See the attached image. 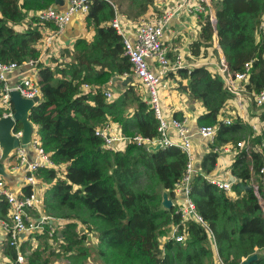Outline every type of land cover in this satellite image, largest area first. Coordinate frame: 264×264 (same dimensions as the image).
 <instances>
[{
	"label": "trees",
	"instance_id": "16d2710c",
	"mask_svg": "<svg viewBox=\"0 0 264 264\" xmlns=\"http://www.w3.org/2000/svg\"><path fill=\"white\" fill-rule=\"evenodd\" d=\"M211 1L219 44L230 71H243L245 64L253 61L243 96L256 105L254 95L264 90V39L258 30L264 18V0ZM54 3L55 0H0V63L21 65L40 59L44 30L55 27L41 25L36 17L22 31L15 26L30 13L36 15ZM154 3L155 0H128V10H123L118 0H95L86 16L87 27L95 31L93 41L81 38L72 48L64 46V59L53 58L54 66L39 64L43 100L32 110L30 121L42 148L57 166L37 173L49 185L43 195L42 213L54 219L55 232L51 237V225H46L43 233L27 236L21 251L31 264H50L44 254L58 235L61 246L66 243L64 252L72 264H213L216 256L224 264H243L244 259L255 254L257 259L248 264H264L262 192L254 182L262 156L256 150L237 147L242 140L241 115L235 96L219 71V58L212 68L203 65L176 74L187 80L180 91L206 109L197 121L198 128L220 127L212 150L202 162L201 174L191 184V199L208 228L189 219L180 226L185 242L168 239L163 243V237L171 235L173 227L182 220L178 206L172 210L162 207V191L175 200L177 184L186 171L188 157L182 150L171 147L149 152L134 143L112 150L105 148L95 135L96 129L109 120L121 125L128 137L155 139L159 135L155 110L133 82L120 97L110 101L99 90H81L83 84L100 88L117 76L133 75L123 39L110 23L117 11L129 19L139 18ZM214 34L213 22L204 19L202 41L192 45L194 56H200L203 46L213 48ZM213 53L217 54L215 50ZM230 101L235 107L232 113L226 110ZM4 112L0 106L1 118ZM225 112L231 125L223 123L221 115ZM20 128L18 125L17 130ZM262 138L254 136V144H261ZM230 143L237 147L231 168L238 180L232 188L237 198L211 185L203 176L217 166L219 154L214 152L215 146ZM30 194L31 186L23 185L21 195ZM10 209V204L0 199V218H8ZM61 220L66 224H61ZM90 232L98 239L94 254L82 246ZM35 235L39 246L27 256L25 248L33 247ZM8 254L14 260L17 251L11 247ZM88 259L93 263H88Z\"/></svg>",
	"mask_w": 264,
	"mask_h": 264
},
{
	"label": "built area",
	"instance_id": "2783aa9c",
	"mask_svg": "<svg viewBox=\"0 0 264 264\" xmlns=\"http://www.w3.org/2000/svg\"><path fill=\"white\" fill-rule=\"evenodd\" d=\"M94 1L95 0H69V7L65 12H59L53 7H50L38 12L36 15L32 13L31 19L32 17H36L41 25L52 24L55 27V29H52L51 35L47 37L44 36L42 42L45 44V51L42 52V56L44 55L50 59L54 55L56 56L59 54L60 49L58 48L53 55L52 50L55 44L64 34L67 26L73 20V17H86L89 14L91 4ZM211 3V0H179L176 9L164 10L153 19L142 21L136 25L133 30L130 29L132 33L134 32V39L128 36L125 23L122 24L121 16L116 12V17L111 21L110 25L122 37L125 56L130 59L133 65V75L124 74L123 78L132 76L144 88L147 96V103L154 108L156 117L160 122L158 127L159 135L155 139L144 138L140 135L128 137L123 134L121 125L114 122L106 123L95 131V135L103 141L104 147L107 149L122 150L128 144L134 143L148 150V147H155L161 144L162 149L175 147L179 148L187 155L188 163L186 171L176 187V199L179 200V209L177 213L181 215L182 220L180 225L173 227L170 238L179 243H183L186 240V236L180 233V226H184L187 220L194 219L196 222L208 228L203 218L197 213L196 206L190 196L192 181L195 176L201 174L194 166L195 155L193 150V139L197 136L209 141L212 150V146L215 144L218 137L220 127L219 125H207L201 126L193 131L190 127L188 118H168L161 97L163 84L171 75H176L181 70L191 71L193 66L189 65L182 56H178L174 60L169 57L167 48L164 45L165 29L173 20L175 14L184 10H187L192 16H197L199 21L209 18L213 22L215 11ZM122 17L124 18V16ZM258 30L259 37L264 39V18L261 20ZM50 49L51 51H49ZM39 64V60L26 61L21 65L18 63H0V106L5 109L2 118L13 117L14 115L11 103V93L13 91L19 92L23 98L28 100L42 97L41 87L38 83ZM219 64V71L225 80L227 89L234 96L241 97L243 100V92L245 91L243 85L246 84L250 78L253 61L246 63L244 70L235 74L230 71L226 61L220 59ZM27 67L29 69L25 71L21 70L22 73L15 84H9V76L13 75L21 68L24 69ZM35 70L37 71L36 74L34 75L32 73V75H30V73ZM81 90L84 93L90 90L94 92H98L99 90L105 94L107 100L110 101L113 98V94L107 88L83 84ZM238 102L241 110H243V102H240V100ZM254 102L257 107L264 110V90L254 95ZM244 117L245 114L242 112L240 125L245 139L238 142L237 147H244L249 152L256 150V152L260 153L262 156V165L255 177L258 183V186H256L259 187L262 192L261 203H264V136L261 135V137H263L261 144L255 145L252 132H256L257 127L250 124V122L248 123ZM223 123L231 125V120H223ZM13 135L20 140L23 135L22 128L18 130L16 128ZM172 135H174L175 138ZM31 146V153L34 154L33 159H29V152L22 146L12 153L17 159V165L14 167V170H25L24 183L25 186H31V194L27 197L21 194L17 195L7 185V182L0 177V199H5L11 207L8 218H0V244L2 241L6 240L4 243L10 248H15L17 251L16 258L9 261L8 264H31L21 251V246L25 243L27 236L32 233H43L46 225H51V237L55 232V227L52 226L54 219L42 213V198L39 196L38 192L40 182L38 181L37 173L42 169H56L57 166L50 158L49 154L42 148L36 131ZM223 149H225V147L218 148L215 146L214 152L220 153ZM225 151H228L227 147ZM203 176L208 183L229 194L232 193V188L237 181L235 177L230 181L224 179L221 175L213 174V172L203 174ZM33 212H37L40 215L37 217ZM51 221L53 222L51 223ZM1 233L3 234L2 236ZM6 238H8V240ZM218 259L220 264H224L220 258ZM245 260L246 259H244V261Z\"/></svg>",
	"mask_w": 264,
	"mask_h": 264
},
{
	"label": "crops",
	"instance_id": "0c3cea01",
	"mask_svg": "<svg viewBox=\"0 0 264 264\" xmlns=\"http://www.w3.org/2000/svg\"><path fill=\"white\" fill-rule=\"evenodd\" d=\"M178 1L179 0H155L154 5L155 7H157L156 16L160 15L164 10L176 9ZM211 5H212L213 10L215 11L213 3H211ZM125 6H128V2L125 4ZM52 7L59 12H65L69 7V0H60V2L57 4L55 0V3L53 4ZM152 7L150 6L149 9ZM122 9L125 10V8L123 7ZM117 12L119 14V11ZM120 12L123 13L121 10ZM31 15L32 13L28 15V17L22 24L15 26V28L18 29V31H22L26 29L27 24L30 22ZM133 21H134L133 19H129L127 22H125L126 32H128V36L131 39H134V34H133L134 32L132 33L133 28L142 22L140 21L137 24ZM143 21H147V20H143ZM202 22L203 21H199L197 19V16L190 15L187 12V10L180 11L175 14L173 20L169 23V25L165 29V42H164V45L168 51V55L172 60L176 59L178 56H182L189 65L193 66V68L198 67V66H203V65H208V66H211L210 68H212L213 64H215L214 60L211 59V56L214 50L217 52V54H215V57L221 59V55L218 49L215 48L214 42L212 43L213 48L212 47L207 48L203 46L201 48L199 57H196L193 55L192 45L196 42L202 41L201 39ZM52 29L53 28H50L49 26H47L44 30V36L47 37L51 35ZM90 33L93 39L95 36V31L94 29L87 27L85 16L73 17V20L67 26L64 34L61 36V38L55 44L52 50L53 55H54L56 50L59 48L60 49L59 54H57L56 56L54 55L55 57L53 56L50 59L44 55L43 56L41 55L39 62L44 65L54 66L55 63H53V61L55 60H53V58H57L59 60L64 59V57L61 56V51L64 46L72 48L78 39L85 38L89 40ZM44 46L45 44L43 42L39 46L41 54L42 52L45 51ZM49 51H51V49ZM27 69L29 68L28 67L24 69L21 68L18 71H16L13 75L9 76V84L11 85L15 84L18 81L20 74L22 73L21 70L25 71ZM36 72H37L36 70L32 71L30 75H32V73L35 75ZM123 76L115 77V78L121 79V81L114 82L113 81L114 78H113L112 81L104 85L103 88H107L113 94V98L115 99L116 97L117 99L125 92L127 88L126 86L128 84H124V81L131 78L132 82L136 86L137 85L140 86L139 93L142 95L143 99L147 101L146 92L144 88L139 84V82L132 76L129 78H123ZM181 85L186 86L187 80L181 78L180 75H171L169 79L165 81L163 84V89H162V94H161L162 101L164 103L165 109L167 110L166 113H167L168 118L175 117V115H177V117L180 119L188 118L191 129L195 131L198 129L197 121L201 115L206 113V109L202 106L200 102L192 100L188 96V94H185L182 91H180L179 87ZM240 102H243V100L241 99ZM230 103L231 104L227 107L226 110H230V112L232 113V110L234 107L233 101H230ZM238 112H243L245 114L244 106H243V110H241L239 106ZM221 116L223 120L224 119L227 120L226 118H229V114L227 112H225ZM244 118L248 121V123L250 122V124L257 127V131L252 132L254 136H260V135L264 136L263 134L264 133V110L262 108H259L254 103H251L249 105V108L246 111V115ZM107 123H112V121L109 120ZM36 130H37V127H36ZM172 136L175 138L174 135ZM244 139H245V136H243L242 134V140H240L239 142L243 141ZM222 147H225V149L227 147L228 151H225V149H223L220 151V153H218L219 158L217 161V166L215 170L213 171V174L221 175L224 179L232 181V178H234V176L231 173V168H232L233 163L236 160L235 151L237 147H236V144H233V143L224 145ZM222 147H219V148H222ZM193 150H194V155H195V163H194L195 169H197L198 171H201L202 162L205 156L209 154L211 151L210 143L209 141L201 139L200 137L196 136L193 139ZM1 153L2 151L0 150V155ZM33 158H34V154L30 153L29 159H33ZM16 165H17V159L13 155H11V157H9L5 162V168L11 177L9 180H7V185L11 188V190L14 193L19 195L21 194L23 185L25 186V183H24L25 182L24 181L25 180V170L24 169L14 170V167ZM38 181L40 182L38 186V190H39L38 192H39V196L42 198V201H43V195L45 194V190L49 187V185L46 184L41 178H38ZM237 182L238 180L236 181V183ZM163 192L164 190L162 191V193ZM231 194H232V198H237V195L235 192H232ZM173 201L175 205L178 206L179 200L175 199ZM60 223L65 225L66 221L61 220ZM170 238H171L170 234L167 235L166 237H163V243L168 241V239ZM213 264H220L217 256Z\"/></svg>",
	"mask_w": 264,
	"mask_h": 264
},
{
	"label": "water",
	"instance_id": "95a60500",
	"mask_svg": "<svg viewBox=\"0 0 264 264\" xmlns=\"http://www.w3.org/2000/svg\"><path fill=\"white\" fill-rule=\"evenodd\" d=\"M60 0H56V4L59 3ZM213 26L215 29L214 34V46L218 49L221 59L225 60V55L223 50L219 44L218 39V32L216 29V16L213 20ZM113 81H121L119 78H114ZM132 82V79H127L124 81V84H129ZM43 100L42 97H37L34 100H28L23 98L19 92L13 91L11 93V103L13 105L14 115L13 117H4L0 119V148H1V155H0V177L9 180L10 174H8L5 168L6 160L12 155V153L22 146L26 149L29 154L32 152V140L35 134V127L30 121V114L34 107L41 103ZM21 125L23 135L21 139H17L13 132ZM162 149V145L158 144L155 147H148L149 152H157ZM184 197V196H182ZM263 205V204H262ZM162 207L164 210H172L175 207L174 201L169 197L167 191L164 190L162 194ZM264 209V206H263ZM53 221H51L52 223ZM257 259V255H253L246 259L243 264L251 263L252 261Z\"/></svg>",
	"mask_w": 264,
	"mask_h": 264
},
{
	"label": "rangeland",
	"instance_id": "374dc122",
	"mask_svg": "<svg viewBox=\"0 0 264 264\" xmlns=\"http://www.w3.org/2000/svg\"><path fill=\"white\" fill-rule=\"evenodd\" d=\"M127 2H128V0H118V3L122 4V6H123V8H125V10H128V7L125 6V4ZM119 14L121 16L122 24H124L125 22H127L129 20V18H126L125 17L126 15L121 13L120 11H119ZM156 15H157V7H155V5H154L152 8L149 9V11L146 14L140 16L139 18H134L133 22L138 24L140 21L150 20ZM122 16H124V18ZM89 41H93V39L91 37V33H90ZM211 59L214 60L215 64H217L218 60L215 57V53L212 54ZM136 89L139 91L140 90V86L137 85ZM242 98H243L244 110H245V115H246V111L249 108V105L251 104V102H250L249 99H247L244 96ZM235 99H236V102L238 104L239 103L238 101L241 100V97H236L235 96ZM233 104H234V102H233ZM238 106H239V104H238ZM165 111L167 112L166 109H165ZM240 115L242 116V112H240ZM246 119H247V117H246ZM258 131H259V129H258ZM242 148H244V147H242ZM64 170H65V168H63L62 171L64 172ZM62 174H64V173H62ZM254 182L258 186L256 177H254ZM261 204H263V206H264L263 202ZM79 228H81V227H79ZM2 235L3 234L1 233V236ZM59 236L60 235L57 236L56 240H54L51 243H49L51 245L47 249V251H45L44 257L50 261V264H72V262L68 258L69 255H67V253L64 252V250L66 248V243H65V245H62L63 246L62 247L61 246L62 243L59 241V238H60ZM6 239L8 240V238H6ZM32 239H33V241H32L33 243L31 245L33 247L29 248V246H27L25 248V253H26L27 256H30V254L33 252V250L36 249L37 246H39V241L37 240V235H35V238L32 237ZM4 241H6V240H4ZM4 241H2L1 244H0V264H8L9 261L12 260V258L8 254V248H10V247L6 243H4ZM82 246L84 248H86L88 251H90L91 254H94V252L98 248V239H97L96 235L91 233V232L87 233L86 238L82 241ZM93 256L94 255L91 256L92 259H93ZM90 262H91V259H88V263H90ZM91 263H93V262H91Z\"/></svg>",
	"mask_w": 264,
	"mask_h": 264
},
{
	"label": "clouds",
	"instance_id": "9594fccd",
	"mask_svg": "<svg viewBox=\"0 0 264 264\" xmlns=\"http://www.w3.org/2000/svg\"><path fill=\"white\" fill-rule=\"evenodd\" d=\"M13 106V105H12Z\"/></svg>",
	"mask_w": 264,
	"mask_h": 264
}]
</instances>
